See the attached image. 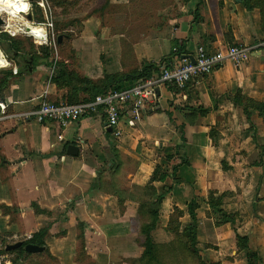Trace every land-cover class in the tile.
<instances>
[{"label":"crops","instance_id":"obj_1","mask_svg":"<svg viewBox=\"0 0 264 264\" xmlns=\"http://www.w3.org/2000/svg\"><path fill=\"white\" fill-rule=\"evenodd\" d=\"M252 1L251 8L243 0H164L146 7L145 14L160 21L143 25L139 40L126 41L124 57L116 37L123 35L103 37L102 27L94 41L71 42L80 61L76 72L94 81L158 62L178 46L182 55L194 57L197 45L209 51L260 45L264 0ZM258 49L241 65L222 63L183 88L160 87L135 115L126 110L117 138L101 114L83 115L64 127L12 116L43 99L65 100L69 87L51 81L56 64L49 74L46 63L32 61L25 73H11L0 89L9 114L0 120V264H137L144 219L135 194L155 165L165 175L150 182L163 196L157 225L166 226L174 207L183 212L179 221L189 222L187 203L194 200L196 248L203 261L264 264V119L254 108L264 103ZM11 58L18 69V59ZM10 67H0V77ZM69 143L78 146L75 156L66 154ZM105 160L109 168L111 161L119 164L111 175L101 169ZM209 191L224 193L218 212L207 203ZM223 215L234 219L219 222ZM42 228L43 250H5ZM236 234L247 239L246 249L237 248Z\"/></svg>","mask_w":264,"mask_h":264},{"label":"rangeland","instance_id":"obj_2","mask_svg":"<svg viewBox=\"0 0 264 264\" xmlns=\"http://www.w3.org/2000/svg\"><path fill=\"white\" fill-rule=\"evenodd\" d=\"M163 1L164 0H128L125 3H115L111 2V0H31L28 10L23 12L24 14L18 13V15H16L17 17L13 18L12 22L19 27H21L20 24L23 22L40 24V26L45 27L48 30L46 44L37 43L34 38L22 31L11 34V31L9 32V29L4 26H0V38L5 40L4 38H7V36H5L6 34L20 41V46L22 47L20 52L26 57L27 55L32 56V64L34 65L40 62L46 63L49 70L48 74L50 68H52L54 64L58 65L59 62L65 63L69 69L76 71L77 67L79 68L80 61L75 52L70 49L71 42L77 40L94 41L95 38L100 36V29L102 27L104 28V30H102L103 34L101 35L103 37H110L111 39L113 33L115 35L122 34V38L116 35L118 39L117 45H120L122 49L126 50V41L135 42L139 40L142 35L143 25L156 24L160 21V18L157 19L155 16L145 14L146 7L150 9L157 4L160 5ZM38 3H42L43 8L40 7ZM27 14H30V20H27ZM0 17L8 19V16L4 13H1ZM16 19H18L19 22ZM58 37H60V41L57 40ZM107 40L108 39L102 40V42ZM6 46V43L0 42V53L3 51L6 56L11 58L13 54L5 50ZM44 48L49 49L47 56L42 55ZM17 64L18 67H23L24 65L21 64V61H18ZM6 71L8 72L10 70ZM17 72L22 74L25 73V70H17ZM45 75L46 74H44V76ZM119 160L120 154L116 157V161ZM107 161L108 160L104 161L101 165V169L103 171L107 170V173H113L112 168L115 169L119 164L115 166L114 163L116 161H111L112 164L109 168ZM148 181L149 178L147 182ZM146 185L147 184H144L142 187H137L138 191L135 196L139 198L138 200L146 199ZM151 233L153 237H155V240H158V243L161 245V252L163 250L164 258L167 260L168 264L196 263L195 259L191 260L190 257L179 248L176 249V251L172 248L170 250L171 252L168 251L167 243L172 241L174 234L167 231L165 227L163 228L156 225ZM167 236H170V240L167 242L163 241L167 239Z\"/></svg>","mask_w":264,"mask_h":264},{"label":"trees","instance_id":"obj_3","mask_svg":"<svg viewBox=\"0 0 264 264\" xmlns=\"http://www.w3.org/2000/svg\"><path fill=\"white\" fill-rule=\"evenodd\" d=\"M249 1L253 3L252 0H243L246 8H251L248 3ZM5 36H7V38H4L5 40H2L0 38V42L6 43L7 46L5 47V50L13 54L12 57L14 59H18L17 62L21 61V64L23 65L22 59L24 58L28 59L30 62L32 61V56L27 55L26 57L22 52H20V50L22 49V47L20 46V41L14 39L13 37H9L6 34ZM48 50L49 49L44 48L42 55L47 56ZM126 50L122 49V57H124ZM182 54L183 51L180 49V46H178L168 57L160 59L158 62H143L140 64V66L133 67L128 71L104 74L101 79L94 81L89 80L86 77L80 76L73 69H69L65 63L59 62L57 66V74L51 78V81L56 86L69 87V92L66 95L65 100L63 101L75 104L93 99V97L98 94H104L109 91L118 90L122 87L131 85L139 79L150 77L157 71L158 66L161 63L168 64V60L166 59H171L173 56L179 58V56H181ZM27 64L28 63H26V65H23V67H18L17 70L27 71ZM2 74L3 75L0 77V89L5 85L7 79L11 76L10 71L7 72L6 70L2 71ZM79 93H81L82 95ZM248 103L254 104L252 100H249ZM254 108L258 110L259 115L264 119V103L257 102L256 104H254ZM110 150L113 153V156L116 157V151L113 149L112 146ZM114 165L116 166V163H114ZM164 176L165 175L161 173L160 167L158 165H155L149 177V181L146 183L147 185L145 186L147 197L146 199H142L137 208L138 215L144 219L143 222L140 224L138 231L139 234L143 237V241L141 243L143 249L141 255L136 259L137 264H168L167 260L164 258L165 256L163 254V250L161 252V245L159 243H155L151 237V231L158 224L159 205L163 196L162 193H156L155 188L151 185L150 182L152 180H162ZM223 195L224 193H216L215 191L208 192L207 203L211 210L215 212L221 210V198L223 197ZM195 208L196 204L194 200H191L187 203L186 211L190 217V221L184 223V225L181 224V222L179 221V218L183 214L182 210L176 207L172 209V212L168 216L165 228L167 231L172 232L174 234V238L170 243H167V249L169 252H171V248L174 250L179 248L186 255H188L191 260L195 259V264H220L219 262L207 263L203 261L201 256L198 254V250L196 248L197 221L194 212ZM223 217V221L220 220L219 222L234 219L233 216L223 215ZM44 234L45 229H39L38 231L34 232L29 238L22 240L21 245L15 250L19 251L21 254H26V252L23 250V245L26 243L44 246L42 240ZM234 239L237 248H247V239L245 237L236 234ZM249 258L250 253L247 254V261H249ZM13 263L14 262H12L11 264Z\"/></svg>","mask_w":264,"mask_h":264},{"label":"built area","instance_id":"obj_4","mask_svg":"<svg viewBox=\"0 0 264 264\" xmlns=\"http://www.w3.org/2000/svg\"><path fill=\"white\" fill-rule=\"evenodd\" d=\"M30 1L27 0L28 8ZM38 5L43 8L42 3H38ZM7 20L3 19L1 27L6 24ZM34 25L40 26V24ZM43 28L44 33L41 40L31 37L37 43L45 45L48 38V30L45 27ZM256 49L261 53L264 73V42L253 46L242 44L227 45L224 49L214 51H209L204 46L197 45L193 62L188 58H177L178 60L172 63H161L157 71L150 77L139 79L133 84L118 90L98 94L93 99L75 104L67 103L66 101L53 102L43 99L36 108L12 114V116H20L24 119L31 118L36 122L57 121L64 127L77 121L83 115L101 114L104 117L105 126L110 128L111 136L117 138L122 135L123 129L120 122L126 110H130L131 114L135 115L139 108L150 102L160 87L172 85L179 89L183 88L191 81L202 80L204 76L222 63L229 62L234 66L241 65L248 60L251 53ZM0 60L4 61V66L0 67L11 66V73L17 74V67L13 59L6 56L3 51L0 55ZM7 116L9 114L6 112V106L0 100V120ZM58 139L61 140L62 137L59 135Z\"/></svg>","mask_w":264,"mask_h":264},{"label":"bare ground","instance_id":"obj_5","mask_svg":"<svg viewBox=\"0 0 264 264\" xmlns=\"http://www.w3.org/2000/svg\"><path fill=\"white\" fill-rule=\"evenodd\" d=\"M26 10H28L27 0H0V14L4 13L8 16V20L5 22L6 24H4V27L9 29V32L11 31V34H15L17 31H22L27 35L33 36L37 40H41L44 33L43 27L23 22L22 24H20V26L22 27L21 28L17 24L12 22L13 18L17 17L16 15L18 13H23ZM16 20L18 21V19Z\"/></svg>","mask_w":264,"mask_h":264},{"label":"water","instance_id":"obj_6","mask_svg":"<svg viewBox=\"0 0 264 264\" xmlns=\"http://www.w3.org/2000/svg\"><path fill=\"white\" fill-rule=\"evenodd\" d=\"M234 1L239 2L240 0H234ZM26 17H27V20L31 19L30 14H27ZM1 25H3V19L0 17V26ZM57 40L60 41V37H58ZM180 58H182V59L188 58V59H190L191 62L194 61V58L191 55H185L184 54V55H181ZM29 62L30 61L28 59H25V58L22 59V63L24 65H26V63H29ZM107 130L110 131V128L107 127ZM77 152H78V146L76 144H74V143L67 144L66 154L71 155V156H75L77 154ZM21 243H22L21 241H16L14 243L5 245L4 248H5V250H11V249L19 247L21 245ZM43 248H44L43 246H39V245L32 244V243H26L23 245V250L25 252H28V253L39 252V251L43 250Z\"/></svg>","mask_w":264,"mask_h":264},{"label":"clouds","instance_id":"obj_7","mask_svg":"<svg viewBox=\"0 0 264 264\" xmlns=\"http://www.w3.org/2000/svg\"><path fill=\"white\" fill-rule=\"evenodd\" d=\"M0 66H4V61L0 60Z\"/></svg>","mask_w":264,"mask_h":264}]
</instances>
